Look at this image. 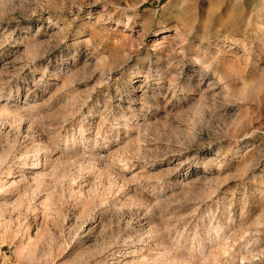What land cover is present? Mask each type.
I'll use <instances>...</instances> for the list:
<instances>
[{
	"label": "rangeland",
	"instance_id": "1",
	"mask_svg": "<svg viewBox=\"0 0 264 264\" xmlns=\"http://www.w3.org/2000/svg\"><path fill=\"white\" fill-rule=\"evenodd\" d=\"M0 264H264V0H0Z\"/></svg>",
	"mask_w": 264,
	"mask_h": 264
}]
</instances>
